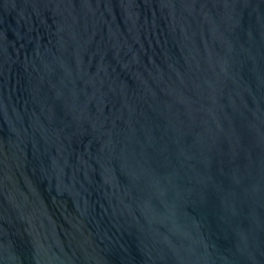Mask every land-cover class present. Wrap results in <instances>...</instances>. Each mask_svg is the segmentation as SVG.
<instances>
[{"label":"water","instance_id":"95a60500","mask_svg":"<svg viewBox=\"0 0 264 264\" xmlns=\"http://www.w3.org/2000/svg\"><path fill=\"white\" fill-rule=\"evenodd\" d=\"M0 264H264V0H0Z\"/></svg>","mask_w":264,"mask_h":264}]
</instances>
